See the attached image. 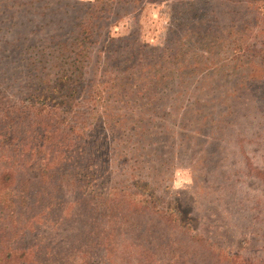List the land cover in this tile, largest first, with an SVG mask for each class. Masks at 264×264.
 I'll return each mask as SVG.
<instances>
[{"label": "rangeland", "instance_id": "1", "mask_svg": "<svg viewBox=\"0 0 264 264\" xmlns=\"http://www.w3.org/2000/svg\"><path fill=\"white\" fill-rule=\"evenodd\" d=\"M36 1L41 8L23 14L17 0H0V98L51 85L58 46L88 21L97 24L96 41L76 87L78 101L86 98L83 86L89 83L100 89L107 83L158 85L155 99L145 105L137 96H121L124 109L103 95L107 114L147 118L151 135L136 161L130 144L110 154L101 109L94 118L81 106L86 129L75 149L86 148L88 140L91 171L84 173V163L64 169L79 175L74 190L67 177L63 181V139L51 141L43 177L47 145L36 150L33 163L16 168L29 178V196L27 207L13 209L27 223L15 238L0 241L30 247L29 264H103V255L106 264H264V177L257 173L264 175V98L256 94L264 90V54L252 57L253 51L264 52V0H112L113 8L108 0ZM255 18L262 43L249 40V51L230 49L224 39L228 21L236 31ZM196 38L200 42L193 45ZM103 39L108 46L99 49ZM249 60L254 80L243 79L244 65L252 71ZM249 82V93H239ZM48 101H61L60 94ZM145 108L148 113H142ZM125 117L120 133L143 131L141 122ZM13 188L11 196L19 190ZM107 191L117 198L140 192L152 200L145 209L109 216L101 211ZM132 197L140 204L139 196ZM9 208L2 207L4 226L11 223ZM226 255L236 260L227 263Z\"/></svg>", "mask_w": 264, "mask_h": 264}, {"label": "trees", "instance_id": "2", "mask_svg": "<svg viewBox=\"0 0 264 264\" xmlns=\"http://www.w3.org/2000/svg\"><path fill=\"white\" fill-rule=\"evenodd\" d=\"M24 1L25 2L17 0V2H15L17 5L21 4L18 6V9L23 14L35 13L41 8L36 0ZM108 2L112 8L116 6V3L112 0H108ZM96 8L98 7L94 5L93 10L89 15L91 18L94 17V10ZM115 12L118 13L120 10H116ZM97 19H99L98 16ZM258 21H260L258 18H255L252 24H248V22L244 21L236 31L232 21H228V24L225 27L226 34L224 35V39L230 46V49L239 48L238 50L249 51V40L262 43L259 40L261 39V37H259L260 32H256L258 29H263L260 28ZM95 27H97L96 23H88V21L85 23L80 22L77 24V31L75 32V35L71 37L70 41L60 43L58 46L59 48H57L59 53L55 62V68H57V71L51 85L47 83L43 90L31 89L33 91L38 90V95L34 94L32 91L24 97L10 100H3L0 98V160L6 164L0 162V166L2 167L0 170V221L3 219L2 207H12V209L9 208L5 213V216L10 219L11 223L7 226L0 223V240H4L5 238L8 240L10 236H14L13 238H15L17 232L20 230V226L23 227L27 223L25 218H23V223L21 224L20 219L18 218V215L21 212H16L13 209L14 205L18 206L19 209H22V206L27 207L29 196V178L23 177V175H18L16 168L18 166L19 169H22L24 166L33 163L34 160L31 158L36 150H40L44 145H47L44 148L45 154L41 157L42 163H40V165H42L43 173L41 176L43 177L48 168V163H46V161L49 158H46V154L49 152L50 146L54 147L55 145V143H51V141L57 142L58 140L60 141L63 139V159H61L63 162V181L66 180L67 177L69 184L72 188L74 187V190L78 189L75 188L73 183L76 182L77 186L79 175L73 174V172L69 174L66 172L64 173V169L66 168V170H68L73 167L74 164L84 163V173L87 174L91 171L93 165L89 167L88 158L90 159V162H92L93 152L89 146L88 140L86 142V148L78 147L75 149L77 140L83 137L80 136V134L86 129L84 128L85 121L81 119V106L85 107L88 116L92 114L94 118H96L98 110L101 109V122L103 125L105 124L109 126V130L106 131V137L109 139L108 143L110 146L107 147H109L110 154L112 153V149L120 153L127 144H130V146L133 147L130 158L132 157L136 161L138 151L150 141L149 136L151 133H146L148 124L147 118L142 116H140V118H132L118 114L123 118L120 119L119 116L114 117L110 113L107 114L106 112H109V109L103 101V95H105L106 102L109 101V95L114 98L113 103L118 105L117 110L124 109L125 107H122L123 99L121 96H127V94L132 95V97L137 96L138 99L144 100L145 105L151 103L155 99L154 92L158 85L155 87L154 85L134 84L132 86H126L125 88V84L128 85L129 82L117 85L114 83H107L104 85L105 87H103V89H100L101 87L89 83L88 87L83 86L84 90L87 92L85 93L86 98L83 102L82 100L78 101L76 87L86 74L84 68H86L89 62L90 48L96 41V37L93 38L92 31ZM249 32L254 33L251 34ZM206 38L208 37H205L204 39ZM176 40H178V37ZM200 40L202 41L203 38H200ZM199 42L198 38H196L193 40V45H196ZM101 44L102 45L99 46V49L108 46L107 41L104 39ZM204 48L206 49L205 45L203 49ZM101 52L102 50H97L95 57L98 58ZM257 53H260L261 55L264 54V52L262 53L261 51H253L252 57L254 58V55ZM247 54L248 53L244 52L245 56H247ZM249 66L253 71V76L251 75L252 71L247 73L248 68L246 64L242 67V69L245 70L244 76L242 75L243 79L253 77L254 80L256 79V75L254 68L250 64V60ZM83 83L86 84L87 81H83ZM253 83L254 82L241 84L239 93H249L248 89L254 85ZM127 87L129 89H127ZM81 90L82 86L80 88V91ZM54 93L60 94L61 101H54L53 103L48 101V98H52ZM261 93H263V95H261ZM256 94H260L261 97L263 96L264 98L263 89L257 91ZM148 112L149 110L147 108L142 110V113ZM61 113L63 114V117L60 115ZM124 117L125 119H130L133 124L141 122L143 131H132L129 134L120 133L119 129L122 127ZM89 129L90 128L88 127V130ZM103 129L105 130L106 126H102V130ZM37 136L40 138L38 141H36ZM49 136H51V139H48ZM67 141L71 142V144L65 145ZM119 156H122V154H119ZM3 164L5 166H3ZM14 164L15 168L12 167ZM257 173L260 178L264 177L261 173ZM14 186H17L19 190L16 194L14 193L11 196L10 192H15L16 190L13 188ZM112 194L113 193H110V191L106 192V197L103 201L104 205L101 207V211L104 215L108 214L110 216V213L129 209L130 207L145 209L147 200H152L147 194L144 197L142 196L143 193L140 192H135V194L131 195L126 193V197L122 196L118 198L114 197ZM132 196H139L140 204L137 205V203H134L135 197ZM127 201H130V203L133 204H127ZM118 206H122V208ZM109 235L110 233H107L103 240L109 237ZM22 238L23 237H21V239ZM101 243L104 244V241H101ZM99 245V241H97L96 246ZM30 249L31 248L27 245H25V247H14L13 241L5 243L4 241H0V264L34 263V261H30L33 257V251L31 252L32 249ZM29 256L31 259H27ZM100 258L101 263L106 264L104 261L105 256L103 255ZM223 258L230 261L227 263L236 260L234 255H230L229 257L226 255Z\"/></svg>", "mask_w": 264, "mask_h": 264}]
</instances>
